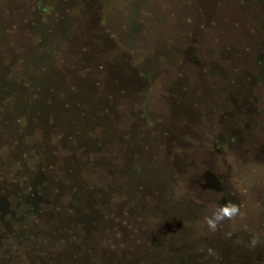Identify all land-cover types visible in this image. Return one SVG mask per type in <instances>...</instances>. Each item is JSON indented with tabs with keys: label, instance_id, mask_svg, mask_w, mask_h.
<instances>
[{
	"label": "rangeland",
	"instance_id": "rangeland-1",
	"mask_svg": "<svg viewBox=\"0 0 264 264\" xmlns=\"http://www.w3.org/2000/svg\"><path fill=\"white\" fill-rule=\"evenodd\" d=\"M0 264H264V0H0Z\"/></svg>",
	"mask_w": 264,
	"mask_h": 264
},
{
	"label": "clouds",
	"instance_id": "clouds-1",
	"mask_svg": "<svg viewBox=\"0 0 264 264\" xmlns=\"http://www.w3.org/2000/svg\"><path fill=\"white\" fill-rule=\"evenodd\" d=\"M239 214V206L231 201L225 203L224 205H219L216 207L209 216H206L205 223L211 232H215L220 224H222L226 219H231ZM255 245L256 241L250 242ZM208 254L211 256H216V253L209 249Z\"/></svg>",
	"mask_w": 264,
	"mask_h": 264
}]
</instances>
